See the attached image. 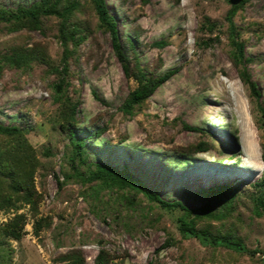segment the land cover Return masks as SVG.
I'll list each match as a JSON object with an SVG mask.
<instances>
[{
  "label": "rangeland",
  "instance_id": "obj_1",
  "mask_svg": "<svg viewBox=\"0 0 264 264\" xmlns=\"http://www.w3.org/2000/svg\"><path fill=\"white\" fill-rule=\"evenodd\" d=\"M63 1L73 3L67 22L78 29L77 41L67 43V74L57 92L60 18L41 15L39 27L17 29L0 21V54L29 57L25 66L0 60V123L25 116L30 124L24 136L37 192L36 203L0 206V264H66L68 251L94 264L100 248L102 264H264V209L256 212L253 200L263 171L264 0L245 1L231 17L242 44L238 58L228 39L227 0H105L120 42H133L126 72L91 0ZM156 39L164 44L153 45ZM167 69L173 71L149 96L121 110L129 90ZM239 71L253 80L257 96ZM71 108L89 163L125 168L162 197L192 208L202 203L194 190L231 185L229 201L195 223L232 232L254 252L183 236L182 209L160 206L139 189L80 179L87 166L73 154L64 121ZM9 223L17 237L2 231Z\"/></svg>",
  "mask_w": 264,
  "mask_h": 264
},
{
  "label": "trees",
  "instance_id": "obj_2",
  "mask_svg": "<svg viewBox=\"0 0 264 264\" xmlns=\"http://www.w3.org/2000/svg\"><path fill=\"white\" fill-rule=\"evenodd\" d=\"M230 3L226 11L225 17L228 22V39L234 48L236 58L242 56V44L236 38V32L233 28L232 15L237 9L247 0H227ZM97 20L103 28L108 32L112 50L121 63L123 70L126 72L128 63L127 53L129 49H133L131 38H127L129 43L126 47L121 43L116 30V24L113 16L109 13L105 0H91ZM73 3L63 0H33L29 4H17L13 9L0 6V21L7 23V29H17L19 27H39L41 15L53 14L60 18V29L58 39L62 46L59 57L58 66H55L57 73L56 80L53 82L54 90L60 91L62 84L65 82L67 74L66 57L68 48L67 43H75L77 26L68 24L67 17L70 13ZM153 45L161 46L164 44L163 39H156L151 42ZM0 60L5 61L8 65L25 66L28 64L29 57L22 52L1 53ZM173 69H167L154 77L146 79L144 82L129 90L123 98L120 108L122 111H129L130 108L137 102L149 96L157 85L163 82L171 74ZM239 77L246 82L251 93L254 96L258 95L255 83L243 72L239 71ZM93 96L97 97L94 90ZM71 127H67L69 140L73 147V154L76 155L80 163H86L87 166L83 173H80V179L85 181L98 180L100 186L105 184L118 182V186L122 183L127 184L132 189H139L143 194L152 201L157 202L160 206L166 208H174L178 206L182 209V214L178 216L179 231L183 236H194L201 242L211 244H225L234 247V249L242 250L247 253H253V249L246 248L240 238L232 232L212 231L205 226H197L195 223L196 217H201L210 214L211 210L218 205H224L229 201L231 185L223 182L194 190L193 195L197 196L202 202L196 208L186 207L179 199L164 198L158 192L145 185L139 178L133 175L125 168H117L115 165L106 161L96 160L91 163L87 162L83 157V139L75 133L74 126L76 120L74 111L71 108L66 112V119ZM63 122V123H65ZM25 124V125H24ZM184 127L195 128L193 126L182 123ZM30 124L26 121L25 116H21L17 124L0 123V134L5 135L0 137V206L10 205L16 206V202L23 201L33 204L36 203L37 192L32 183V171L35 159L30 153V145L27 142L24 134L29 129ZM205 146L204 141H199L197 149L200 150ZM196 151L192 150L191 152ZM191 152H182L181 155H188ZM261 161L263 171L260 176L253 182L257 188V192L253 195L255 211L258 208L264 209V152L261 153ZM89 163V164H88ZM92 165V167H90ZM60 181H58V185ZM10 224V223H9ZM4 225L2 231L17 237L19 232L15 226ZM1 227V226H0ZM1 246V244H0ZM262 254L264 251L262 250ZM103 248H100L95 255L94 264H102L106 261ZM67 257L66 264H81V259L74 258L73 252L68 251L64 254Z\"/></svg>",
  "mask_w": 264,
  "mask_h": 264
}]
</instances>
